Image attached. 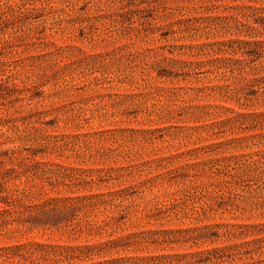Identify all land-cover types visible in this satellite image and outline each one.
I'll list each match as a JSON object with an SVG mask.
<instances>
[{
    "label": "rangeland",
    "instance_id": "obj_1",
    "mask_svg": "<svg viewBox=\"0 0 264 264\" xmlns=\"http://www.w3.org/2000/svg\"><path fill=\"white\" fill-rule=\"evenodd\" d=\"M0 264H264V0H0Z\"/></svg>",
    "mask_w": 264,
    "mask_h": 264
}]
</instances>
